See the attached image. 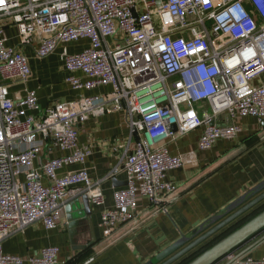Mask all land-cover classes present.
<instances>
[{
	"label": "built area",
	"instance_id": "1",
	"mask_svg": "<svg viewBox=\"0 0 264 264\" xmlns=\"http://www.w3.org/2000/svg\"><path fill=\"white\" fill-rule=\"evenodd\" d=\"M9 26L18 45L7 43ZM81 40L80 51L67 50ZM26 47L38 59L60 49L73 89L110 91L44 110L34 90L10 97L30 76ZM103 112L123 113L129 128L110 174L122 172L126 184L100 216L107 240L135 218L140 199L175 198L177 186L164 177L186 160L168 153L169 142L200 129L197 146L207 150L238 138L242 128L231 120H264V0H0V264H64L57 246L25 258L5 253L3 243L36 222L55 228L74 198L104 204L102 180L85 168L57 175L84 164L91 147L78 145L76 126ZM219 115L229 122L217 123ZM47 146L68 153L43 159ZM231 264H264V257Z\"/></svg>",
	"mask_w": 264,
	"mask_h": 264
},
{
	"label": "crops",
	"instance_id": "2",
	"mask_svg": "<svg viewBox=\"0 0 264 264\" xmlns=\"http://www.w3.org/2000/svg\"><path fill=\"white\" fill-rule=\"evenodd\" d=\"M6 33L7 43L18 45L16 28L9 26ZM86 44L87 41L81 40L79 43L67 44L66 48L75 53ZM23 52L29 57L30 76L24 85L18 83L13 86L10 97L24 96L27 90H34L39 107L44 110L56 101H74L83 94L99 96L110 91L109 86L82 91L73 89L65 81L66 72L60 59V49L44 59L36 58L31 48H23ZM216 122L229 121L225 115H219ZM231 122L239 124L242 128L238 138L232 141L219 139L207 150H201L197 146L200 129L168 143L170 155H182L186 160L184 166L168 170L164 177L166 182L177 186L175 198L165 205L140 199L135 218L116 228L113 241L101 238L100 216L102 210L113 206L114 190L125 185L122 172L112 176L110 174L122 154L121 146L129 137V128L121 112H103L78 123V145H90L91 154L87 156L84 164L64 166L57 171V175L85 168L92 180H102L100 187L105 199L103 205L89 204L91 214L88 219L79 223L75 233L74 239L78 245L91 239L90 225L95 234V243L88 248L90 255L86 256L83 264H142L147 261L154 263L155 255L161 250L181 235L191 236L192 231L204 221L219 214L232 201L263 181L264 120L259 122L256 118L247 116L237 117ZM67 153L47 146L41 156L45 159ZM42 181L44 184L48 183L44 177ZM262 191L264 189L249 200ZM223 218L216 220L203 231ZM56 224L53 229H46L40 222L29 225L22 233L4 241L3 251L26 258L38 255L46 246H57L60 249L59 259L65 261L80 250L71 248V236L64 214ZM263 238L264 230L232 254L239 255L241 260H257L264 257ZM89 258L92 260L85 263ZM223 262L222 259L216 264Z\"/></svg>",
	"mask_w": 264,
	"mask_h": 264
},
{
	"label": "water",
	"instance_id": "3",
	"mask_svg": "<svg viewBox=\"0 0 264 264\" xmlns=\"http://www.w3.org/2000/svg\"><path fill=\"white\" fill-rule=\"evenodd\" d=\"M172 129L176 131V127L174 125L172 126ZM124 184H126V181ZM262 189H264V180L257 183L236 200L232 201L229 205L222 209L219 214L204 221L192 231L191 236L181 235L178 239L161 250L156 255L154 263L152 261H147L142 264H176L179 260L185 258V256L189 253L206 243L210 238L219 234V231H224L227 227L231 226L232 222L236 221L239 216L246 213L254 205L259 203L262 204L264 202V191L249 200L250 197L254 196ZM246 200L249 201L245 203ZM90 214L91 210L89 208V200L86 195L70 200L64 207V215L68 232L71 236V248L75 251L86 250L95 243V234L91 225L90 240H88L85 244L78 245L74 239L79 223L82 220L88 219ZM221 218L223 219L219 223L210 227L206 231H203L205 228L209 227V225ZM263 230L264 209L236 229L226 234L224 237L220 238L217 242L203 250L186 264H216L248 240L258 236V234ZM238 258L239 255L234 256L233 259L225 262V264H231V262Z\"/></svg>",
	"mask_w": 264,
	"mask_h": 264
},
{
	"label": "rangeland",
	"instance_id": "4",
	"mask_svg": "<svg viewBox=\"0 0 264 264\" xmlns=\"http://www.w3.org/2000/svg\"><path fill=\"white\" fill-rule=\"evenodd\" d=\"M81 197V196H80ZM88 198V196H87ZM89 200V199H88ZM172 201V200H171ZM170 201V202H171ZM248 202L247 200L245 201V203ZM90 204V201H89ZM163 204V203H161ZM264 209V202L262 204H256L254 205L252 208H250L246 213H244L243 215L239 216L237 218L236 221L232 222V226L228 228V230H224V231H219L220 233L215 235L214 237L210 238L206 243L202 244L201 246H199V248H197L196 250H194L193 252L189 253L187 256H185V258L179 260L176 264H186L187 262H189L191 259H193L194 257H196L199 252L201 253L203 250H205L206 248L210 247L211 245H213L215 242H217L220 238L224 237L226 234H228L229 232H231L232 230L236 229L237 227H239L240 225H242L243 223H245L246 221H248L250 218H252L254 215H256L258 212H260L261 210ZM64 214V211L63 213ZM130 222V221H129ZM220 222V221H219ZM218 222V223H219ZM128 223V222H126ZM124 223V224H126ZM122 224V225H124ZM115 230L111 233V235L108 237L109 239L105 240H114V234H115ZM259 236V234H258ZM104 236L101 235V238H103ZM100 238V239H101ZM104 240V239H103ZM157 255V254H156ZM155 255V257H156ZM234 254H228L223 260V264H225V262H228L229 260L233 259Z\"/></svg>",
	"mask_w": 264,
	"mask_h": 264
},
{
	"label": "trees",
	"instance_id": "5",
	"mask_svg": "<svg viewBox=\"0 0 264 264\" xmlns=\"http://www.w3.org/2000/svg\"><path fill=\"white\" fill-rule=\"evenodd\" d=\"M86 250H80L77 254H73L71 257L64 261V264H83L86 256L90 255ZM200 253V252H199Z\"/></svg>",
	"mask_w": 264,
	"mask_h": 264
}]
</instances>
